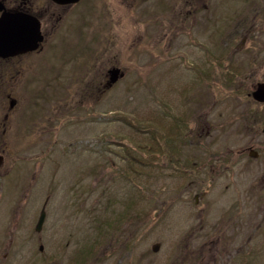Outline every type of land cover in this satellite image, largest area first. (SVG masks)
<instances>
[{
    "label": "rangeland",
    "instance_id": "1",
    "mask_svg": "<svg viewBox=\"0 0 264 264\" xmlns=\"http://www.w3.org/2000/svg\"><path fill=\"white\" fill-rule=\"evenodd\" d=\"M112 1L110 9L126 10ZM258 4L213 0L172 41L149 17L160 8L142 7L130 28L133 65L126 47L117 50L131 70L99 98L94 33L81 55L64 44L38 54L28 91L36 98L22 102L5 137L19 155L22 202L46 219L39 237H18L21 252L5 264H264V103L249 96L264 82V45L237 51L241 11L248 26L264 24L253 20ZM206 49L230 58L208 81L187 70ZM76 87L85 91L80 104L65 105ZM149 126L172 138L181 162L158 155Z\"/></svg>",
    "mask_w": 264,
    "mask_h": 264
},
{
    "label": "flooded vegetation",
    "instance_id": "2",
    "mask_svg": "<svg viewBox=\"0 0 264 264\" xmlns=\"http://www.w3.org/2000/svg\"><path fill=\"white\" fill-rule=\"evenodd\" d=\"M117 1L114 0L115 3ZM259 3L253 20L264 16V0H259ZM120 4V7L123 4L126 10L121 12L110 9L114 5L113 1L105 0L107 7L106 14L103 15L100 11L101 0H0V33L3 32L0 34V264H5L12 254L21 252L17 250L14 253L17 245H20L17 242L18 237H39L41 234V230L39 232L36 230L38 220L35 203L22 202V199L28 196H22L20 170L14 169L19 155L16 150L14 154L8 153L7 145L11 139L5 137L7 129L13 125V120L19 114L18 109H21L22 102L26 103L36 98L34 92L28 91H31L30 88L36 82L38 54L44 49H53L63 44V47L70 50L73 55L80 54V51L75 50H82L81 47L89 45L87 42L91 38L89 34L94 33L92 48L94 69L90 78L95 85L91 94L99 98L124 79L131 70V67H126L125 70L122 68V57L117 60L119 54L117 50L126 47L130 55L129 63L132 64L133 42L130 28L131 23L134 24L135 15L140 14L142 7L160 8L159 13H152L149 17L160 24L161 40L172 41L188 24L193 28L198 13H210L213 0H120ZM118 12L119 17L114 19ZM106 19H108L107 23H105ZM248 21L247 12L241 11V41L237 51L245 56V51L250 46L254 50H259L260 46L264 45L263 20L253 26H248ZM105 26L108 28V35H103ZM118 27H122L127 33L125 37L121 32L116 34ZM5 32L17 33L18 52L14 54L6 52ZM112 34H116L114 40ZM209 53L210 51L206 49L205 55L199 59L197 65L188 63L187 70L197 79L208 81L213 75L214 64L230 60L229 57L214 60L213 55ZM254 55L256 61L259 54L255 52L253 57ZM245 56L242 62L246 60ZM262 63H259L261 67ZM112 70H119V78L115 84L109 86ZM84 93V89L80 90L79 87L70 93L68 91L65 105L70 102V98L76 103L79 102V99L84 97ZM249 96L252 98V93ZM11 162L12 164L6 169L7 163ZM33 198L32 194L29 200ZM33 224H35L34 233ZM41 247L40 251H43V246ZM238 264H241V257L238 258Z\"/></svg>",
    "mask_w": 264,
    "mask_h": 264
},
{
    "label": "trees",
    "instance_id": "3",
    "mask_svg": "<svg viewBox=\"0 0 264 264\" xmlns=\"http://www.w3.org/2000/svg\"><path fill=\"white\" fill-rule=\"evenodd\" d=\"M147 132V134L151 135L152 138V142L155 145V150L158 152V155L161 154L164 156V160H166V163L171 164L172 166H174L175 163L181 162L179 161V159H181V155L179 153H181L179 151V149H174L172 147V142L170 140H172V138H170L166 132H164L163 130H159L153 126H149L145 128ZM162 140V143L160 142ZM157 146V147H156ZM163 151V152H162ZM162 152V153H160ZM153 156V155H152ZM152 156L147 157L146 153L144 152V159L146 160H150L152 161L153 159H151ZM144 163V162H143Z\"/></svg>",
    "mask_w": 264,
    "mask_h": 264
},
{
    "label": "water",
    "instance_id": "4",
    "mask_svg": "<svg viewBox=\"0 0 264 264\" xmlns=\"http://www.w3.org/2000/svg\"><path fill=\"white\" fill-rule=\"evenodd\" d=\"M0 34H3L0 33ZM5 37L7 39L6 43L7 45L5 46V50L8 54H14L15 52H18L19 47L17 45V33L16 32H5ZM119 70H112L110 71V81H109V86H112L113 84L116 83V81L118 80V72ZM252 98L259 102V103H264V83H259L257 84L256 88L254 89L253 93H252ZM263 132H264V128H263ZM45 220V213H44V209L41 211L39 219H38V224H37V228L36 230L39 232L41 230V227L44 223ZM40 250H42V247H40Z\"/></svg>",
    "mask_w": 264,
    "mask_h": 264
}]
</instances>
